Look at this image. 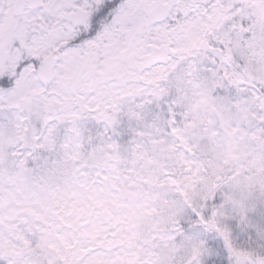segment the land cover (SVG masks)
Instances as JSON below:
<instances>
[{"label":"snow or ice","instance_id":"1","mask_svg":"<svg viewBox=\"0 0 264 264\" xmlns=\"http://www.w3.org/2000/svg\"><path fill=\"white\" fill-rule=\"evenodd\" d=\"M0 264H264V0H0Z\"/></svg>","mask_w":264,"mask_h":264}]
</instances>
